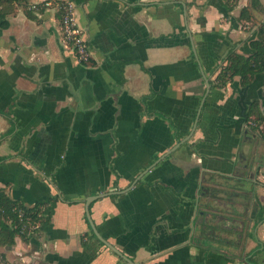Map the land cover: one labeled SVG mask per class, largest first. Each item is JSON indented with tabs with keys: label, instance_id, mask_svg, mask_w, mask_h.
<instances>
[{
	"label": "crops",
	"instance_id": "0c3cea01",
	"mask_svg": "<svg viewBox=\"0 0 264 264\" xmlns=\"http://www.w3.org/2000/svg\"><path fill=\"white\" fill-rule=\"evenodd\" d=\"M57 1L0 8V191L28 210L55 199L3 258L126 264L88 223L102 196L91 222L135 264H264V129L245 120L263 77L211 86L230 51L249 53L264 1L251 27L249 0H68L87 64Z\"/></svg>",
	"mask_w": 264,
	"mask_h": 264
},
{
	"label": "trees",
	"instance_id": "16d2710c",
	"mask_svg": "<svg viewBox=\"0 0 264 264\" xmlns=\"http://www.w3.org/2000/svg\"><path fill=\"white\" fill-rule=\"evenodd\" d=\"M19 1L21 0H0V8L6 4ZM238 1L219 0V5L223 6L228 12H232L238 6ZM262 13L263 10L259 0H249V5L239 10L237 21L252 22L255 14L260 15ZM0 16L2 17L1 10ZM1 27L4 28L5 25L1 23ZM247 45L249 53L245 55L238 54L233 50L227 54L224 64L219 69L211 85L213 89L216 91L222 89L227 82L235 77L239 78L242 85H249L255 75L263 77L264 86V25L257 28ZM256 107L257 103L254 102L245 118L247 123L254 116L250 125L255 128L258 127L257 117L259 116L257 111L254 110ZM261 120L264 122V117L261 116ZM54 203L55 199L50 198L47 202L41 203V208L37 206V208L28 210L0 191V246L11 245L16 238L27 237L36 229L43 231L49 225ZM33 222L37 223L38 227L30 230L29 227Z\"/></svg>",
	"mask_w": 264,
	"mask_h": 264
},
{
	"label": "built area",
	"instance_id": "2783aa9c",
	"mask_svg": "<svg viewBox=\"0 0 264 264\" xmlns=\"http://www.w3.org/2000/svg\"><path fill=\"white\" fill-rule=\"evenodd\" d=\"M50 6V3H45ZM60 13L61 38L72 50L77 61L87 64L90 62V53L84 39V34L77 22L76 11L73 4L68 0H59L55 3ZM0 264H9L0 254Z\"/></svg>",
	"mask_w": 264,
	"mask_h": 264
},
{
	"label": "water",
	"instance_id": "95a60500",
	"mask_svg": "<svg viewBox=\"0 0 264 264\" xmlns=\"http://www.w3.org/2000/svg\"><path fill=\"white\" fill-rule=\"evenodd\" d=\"M206 92L208 91V85L206 86ZM255 155L252 156V158H254ZM100 197H96V198H89L86 200L85 202V211H86V216H87V220L88 223L90 225L91 231L93 232L94 236L96 237V239H98L106 248H108L111 252H113L116 256H118L120 259H122L126 264H135L132 261H130L129 259H127L126 257H124L120 252H118L115 248H113L109 243H107L96 231L95 226L93 225V223L91 222V219L89 217V213H88V206L89 204Z\"/></svg>",
	"mask_w": 264,
	"mask_h": 264
},
{
	"label": "flooded vegetation",
	"instance_id": "af4514ba",
	"mask_svg": "<svg viewBox=\"0 0 264 264\" xmlns=\"http://www.w3.org/2000/svg\"><path fill=\"white\" fill-rule=\"evenodd\" d=\"M262 109L263 111H261V116L264 117V107ZM261 116L259 115L257 117V123H258L259 129H264V122L261 120Z\"/></svg>",
	"mask_w": 264,
	"mask_h": 264
},
{
	"label": "rangeland",
	"instance_id": "374dc122",
	"mask_svg": "<svg viewBox=\"0 0 264 264\" xmlns=\"http://www.w3.org/2000/svg\"><path fill=\"white\" fill-rule=\"evenodd\" d=\"M262 18H263V16L262 17H260V16H254V19L251 22L252 23V26L251 27H258V24L261 22V20H263Z\"/></svg>",
	"mask_w": 264,
	"mask_h": 264
}]
</instances>
